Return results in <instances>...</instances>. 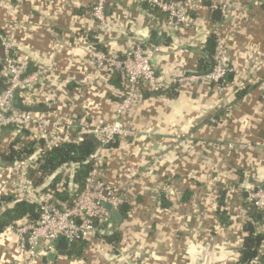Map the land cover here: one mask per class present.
I'll use <instances>...</instances> for the list:
<instances>
[{
	"label": "crops",
	"instance_id": "0c3cea01",
	"mask_svg": "<svg viewBox=\"0 0 264 264\" xmlns=\"http://www.w3.org/2000/svg\"><path fill=\"white\" fill-rule=\"evenodd\" d=\"M94 1L0 0V37L15 39L17 55L33 71L47 68L33 91L16 94L19 109L27 103L41 106V115L79 124L112 122L126 79L96 68L89 50L97 43L125 54L131 41L152 38L161 46L153 64L162 79L202 74L209 37L170 31L164 15L150 16L138 0H108L110 26L101 29L91 12ZM215 22L233 67L226 80H198L181 92L145 91L123 117L136 135L117 138L104 151L103 178L127 193L126 217L110 226L109 236L117 233L120 240L96 237L81 258L57 252L36 264L260 263L264 240L259 257L241 258L250 229L264 236V214L248 199L249 190L264 187V0L236 1L230 15ZM33 132L2 128L0 154L18 139L39 141ZM10 228L0 232V264L20 263Z\"/></svg>",
	"mask_w": 264,
	"mask_h": 264
},
{
	"label": "built area",
	"instance_id": "2783aa9c",
	"mask_svg": "<svg viewBox=\"0 0 264 264\" xmlns=\"http://www.w3.org/2000/svg\"><path fill=\"white\" fill-rule=\"evenodd\" d=\"M108 0H95L91 7L98 28L105 29L110 25L105 8ZM154 5L164 14V22L170 31L192 29L195 37L201 34L216 39L213 54L214 66L207 73L199 75H181L171 80L162 79L153 64V59L161 51V46L146 40L131 41L125 54L115 50L103 51L90 48L89 52L99 71L119 72L126 79V88L116 105L115 119L112 122H95L79 124L75 120L62 117L41 115L34 110H21L15 105L18 89L33 91L40 76L47 68L28 72V64L17 55L15 39L10 35L2 36L3 53L0 54V79L4 89L0 91V130L6 126L19 129L31 128L38 140L43 139L47 146L59 142V133H65L66 138L74 134L94 135L102 145L94 157L93 170L85 181L83 190L77 195L74 205L67 210L59 209L54 203L43 202L41 196L37 199L39 218L37 221H26L11 227L10 231L18 238L17 247L21 254L20 264H36L39 259L46 258L51 252L57 253V239L62 236L67 243L86 241L103 236L104 227L111 226L114 220L112 210H120L127 202L125 189H119L108 183L102 175L101 166L104 163V151L117 138L136 135V131L123 123L124 115L135 107L142 99L145 91L152 93L181 92L198 80L219 85L233 71L229 64V49L220 34L217 22L212 23L211 13L220 9L222 17H228L236 1L250 0H138ZM207 3V7H205ZM208 13L201 17L200 12ZM196 14L199 16H196ZM213 19V18H212ZM205 22V23H204ZM34 107L37 105H29ZM76 136V137H77ZM60 139V140H59ZM56 140V142H55ZM39 164L36 156L30 155L13 166L0 165V187L4 195L14 194L17 198L34 200V189L28 180V175ZM248 199L253 207L264 214V188L248 191ZM110 205V208L106 207Z\"/></svg>",
	"mask_w": 264,
	"mask_h": 264
},
{
	"label": "trees",
	"instance_id": "16d2710c",
	"mask_svg": "<svg viewBox=\"0 0 264 264\" xmlns=\"http://www.w3.org/2000/svg\"><path fill=\"white\" fill-rule=\"evenodd\" d=\"M204 6L207 7V3ZM145 7L148 10V14L152 17H161L164 15L152 4L146 3ZM196 16H199V14H196ZM210 18L212 22H215L212 17ZM151 40L149 42L153 43ZM215 46L216 39L212 35L207 39L205 47L201 52L200 73L204 74L209 72ZM93 48L95 50L108 51L107 48L98 45V43ZM0 54L4 56L2 43H0ZM3 66H5L4 63L0 65V68ZM33 70L32 67H28V72H32ZM105 72L111 74L110 72ZM2 89H4V84L2 79H0V91ZM19 91H21V88L18 89V93ZM21 110H32V107L26 106L25 108H21ZM3 129L9 133V131L18 130L19 128L10 125ZM24 132H26L25 136H28V131L24 130ZM112 144L113 142L110 146ZM13 145L15 146L13 147ZM13 145L8 154H0V159L5 163H16L26 159L30 155L35 154L36 156V162L39 166L37 169L31 170L28 175V180L34 189V193L32 192L34 200L17 198L14 194L0 195V232H3L9 227H15L19 223L30 220L37 221L40 207L36 201L40 196L43 202L54 203L61 210L70 209L74 205L77 195L83 190L86 178L93 170L94 157L102 147L101 143L97 144L94 142L88 134L70 138L64 137L52 146H47L43 139L39 141L18 139ZM41 165L43 168H40ZM163 200L164 197L162 198ZM4 203L6 206H3ZM119 211L121 217H126L128 213L127 203ZM253 216L257 219L259 213L254 212ZM104 230H106V233L103 236H105L106 240L108 239L110 242L120 240L121 236L117 233L109 236L112 231L110 226L104 227ZM263 240L264 236L262 234H255L254 230L250 229L246 244L242 250L241 261L243 263L259 257V248ZM87 244L83 240L76 241L67 245L65 248H59L58 253L67 258H81ZM47 258L45 259L47 260ZM260 259L259 264H264V255Z\"/></svg>",
	"mask_w": 264,
	"mask_h": 264
},
{
	"label": "water",
	"instance_id": "95a60500",
	"mask_svg": "<svg viewBox=\"0 0 264 264\" xmlns=\"http://www.w3.org/2000/svg\"><path fill=\"white\" fill-rule=\"evenodd\" d=\"M211 16H212V18L214 20L220 21L221 18H222V12H221V10L219 8L218 9H215V10L212 11ZM0 43H2V37H0ZM213 66H214V58L212 57L211 58V67H210L209 71H211L213 69ZM32 110H34V111H41L42 110V107L37 105V106L32 107ZM90 138L94 142H96L97 144L100 143L99 139L97 137H95L94 135H90ZM13 164H14L13 162H11V163H5L4 161H2L0 159V165H2V166H11ZM40 168H43V166L41 165ZM106 207L107 208H110V205L106 204ZM112 213H113L114 218L119 222L120 221V217H121L120 211L119 210H112ZM67 245H68V243H67V239L65 237L60 236L57 239V241H56V246L58 248H65V247H67ZM55 255H56V253L51 252L48 255V258L49 259H53Z\"/></svg>",
	"mask_w": 264,
	"mask_h": 264
},
{
	"label": "rangeland",
	"instance_id": "374dc122",
	"mask_svg": "<svg viewBox=\"0 0 264 264\" xmlns=\"http://www.w3.org/2000/svg\"><path fill=\"white\" fill-rule=\"evenodd\" d=\"M8 35H10V34H8ZM4 36V35H3ZM11 36V35H10ZM20 264V263H19Z\"/></svg>",
	"mask_w": 264,
	"mask_h": 264
}]
</instances>
